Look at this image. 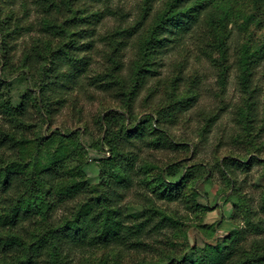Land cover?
Listing matches in <instances>:
<instances>
[{
    "label": "rangeland",
    "instance_id": "obj_1",
    "mask_svg": "<svg viewBox=\"0 0 264 264\" xmlns=\"http://www.w3.org/2000/svg\"><path fill=\"white\" fill-rule=\"evenodd\" d=\"M0 40V104L12 99L27 108L17 116L21 124L0 107V134L36 141L71 134L85 147L86 181L97 187L44 216L0 226L1 236L43 237L102 195L108 202L100 209L121 212L128 234L147 218L150 225L139 239L123 238V228L116 241H108L100 224L104 215L93 209L95 227L88 226L81 244L74 242L82 234L66 239L60 233L65 264L196 260L186 245L195 242L190 226L218 221L222 226L208 238L212 245L236 241L228 264L264 258V7L257 10L252 0H0ZM245 49L255 52L248 64L242 61ZM113 111L124 116L113 118ZM137 127L142 135L129 138L126 131ZM111 138L117 171L128 172L129 187L101 176L112 161ZM17 150L0 144V166L16 159ZM174 164L191 179L166 200L156 179L162 173L169 178ZM57 173L66 174L48 175ZM41 176L46 190L52 178ZM24 179L14 174L0 187L1 209L31 189L29 177ZM195 190L203 209L193 207ZM241 203L242 212L236 208ZM52 244L45 242L31 264H53ZM15 257L0 248V261Z\"/></svg>",
    "mask_w": 264,
    "mask_h": 264
},
{
    "label": "trees",
    "instance_id": "obj_2",
    "mask_svg": "<svg viewBox=\"0 0 264 264\" xmlns=\"http://www.w3.org/2000/svg\"><path fill=\"white\" fill-rule=\"evenodd\" d=\"M214 1H229V0H205L207 3H213ZM239 1H251V0H239ZM255 3V8L262 9L264 7V0H252ZM50 10H49V9ZM48 11H51V6H48ZM252 16L248 19V23L251 22ZM256 19V17H255ZM174 23V21H173ZM172 23V24H173ZM180 26H182L180 24ZM1 45L4 43L1 42ZM243 60L248 64V60L255 52L251 53L249 49H245L242 52ZM247 68V66H246ZM244 69V71L246 70ZM248 79L244 78L243 85L248 84ZM4 83V80L0 77V85ZM248 89V86L245 87ZM40 96L43 97L45 94V89L40 88ZM1 109L4 113L8 114L12 119L18 118L17 116L24 115L26 112V102L20 103L18 105L13 104L12 99H7L1 104ZM113 113V118L119 119V116H124L117 111ZM170 114L167 113L166 117H169ZM21 124L20 118L17 119ZM142 128L137 127L131 132L127 130V135L129 138H134L139 135H142ZM116 137H120L116 135ZM167 137H165L166 139ZM116 138H111L110 144L113 148V156L111 157L112 161H109L110 165L107 170L101 173V176L104 181L110 180L112 177H115V182L119 188H126L131 185V180L128 172H118L119 163L118 157L114 156V149L117 144L115 141ZM6 143L18 147V156L16 159L8 162L4 166H0V187L4 188L9 185L11 176L14 174L19 177L21 180L29 177L31 182V189L26 190L19 197L13 200L12 206L7 208H0V226L1 227H15L20 220L25 217L32 216H44L47 212L53 210L54 208L73 200L78 195L87 192H97L96 186H91L87 183L83 167L85 166V147L80 143L75 142V139L71 134L65 135L63 133L53 134L47 138H43L39 141L36 140H27V139H16L8 133L0 134V144L5 145ZM44 147V152L41 150V147ZM100 149V146L97 147V151ZM235 162L242 163L235 158H226L225 162ZM118 163V164H117ZM249 164L244 165L248 167ZM65 169L64 175H59L58 173L54 176H49L53 172H58ZM42 174L51 177L50 180L52 183L48 184V189H43L41 185ZM169 178L166 177L163 173L156 179V183L161 185V194L163 199L173 200L177 197L180 192L187 186L191 177L190 174L183 172V168L177 167L175 164L169 166L168 171ZM41 177V178H40ZM24 179V180H25ZM54 182H57L54 184ZM197 180L195 181V183ZM205 178H202L200 186H203L205 183ZM200 189V188H199ZM192 193L193 207L196 210L203 209L200 204L196 202V196L200 194V191L195 190ZM90 201L85 204L84 207L80 209L77 216L73 215L71 219H67L65 223L57 228L51 230L50 233L41 237L37 236L32 241H24L22 238L16 235H0V248L16 254L14 261H0V264H31L34 260V257L37 254H40L42 248L44 247L45 242L52 241L53 250L51 256L53 258V264H65L62 258L59 257L58 252V241L61 240L60 233L66 234V239L75 237L80 233V240L74 242L76 245L81 244L82 241L87 237L86 230L88 226L94 228L95 222L91 221L93 209H100L102 205L101 202H108L107 197L100 195L99 197H92ZM52 202V203H51ZM242 212L243 204L236 205V208ZM237 209V211H238ZM101 215H104L102 225L103 232L102 234L105 237L109 236L108 241H116V237L120 236V232L124 227L121 223V212L116 209H109L107 207L101 208L98 210ZM250 213L247 210L246 215ZM146 214V211L137 212L135 217L141 219ZM48 216V215H47ZM49 219V217H47ZM139 222L131 227L132 231L128 234V230L124 228L123 238H135L139 239L141 235L146 231L147 227L150 225L149 220ZM164 219L168 220L170 224L179 226L181 223L170 217L164 216ZM223 221H218L212 226H201L193 225L190 226V229L195 233V242L193 246H190L187 243V247H190L193 250L194 255H197L196 260H191L188 257H184L181 260H172L169 263L164 264H228L232 258H234V252L231 248L233 242H229L228 245L218 243L212 245L209 242V236L214 232L213 227L222 226ZM250 224V223H249ZM253 230H260V226L253 224ZM73 229V231H72ZM98 229V228H97ZM50 234V235H49ZM228 238H232L231 236ZM74 239V238H73ZM126 240V239H125ZM124 240V241H125ZM73 241V240H71ZM226 248L230 249L227 250ZM19 255V256H18ZM237 264H264V258H252L248 261L240 262Z\"/></svg>",
    "mask_w": 264,
    "mask_h": 264
}]
</instances>
